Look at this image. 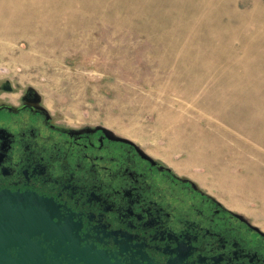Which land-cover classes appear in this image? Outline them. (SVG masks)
Returning a JSON list of instances; mask_svg holds the SVG:
<instances>
[{
	"label": "rangeland",
	"instance_id": "1",
	"mask_svg": "<svg viewBox=\"0 0 264 264\" xmlns=\"http://www.w3.org/2000/svg\"><path fill=\"white\" fill-rule=\"evenodd\" d=\"M9 1L0 78L35 88L56 123L136 143L264 229V0Z\"/></svg>",
	"mask_w": 264,
	"mask_h": 264
},
{
	"label": "flooded vegetation",
	"instance_id": "2",
	"mask_svg": "<svg viewBox=\"0 0 264 264\" xmlns=\"http://www.w3.org/2000/svg\"><path fill=\"white\" fill-rule=\"evenodd\" d=\"M53 120L39 93L0 78V192L52 199L68 243L112 264H264V229L193 179L103 128Z\"/></svg>",
	"mask_w": 264,
	"mask_h": 264
},
{
	"label": "water",
	"instance_id": "3",
	"mask_svg": "<svg viewBox=\"0 0 264 264\" xmlns=\"http://www.w3.org/2000/svg\"><path fill=\"white\" fill-rule=\"evenodd\" d=\"M62 219L50 198L34 192H0V264H63L62 253L70 254L68 264H112L101 251L91 255L87 248L68 243L74 238L66 236ZM43 241L49 242L47 247ZM46 248L54 252V258L48 259Z\"/></svg>",
	"mask_w": 264,
	"mask_h": 264
},
{
	"label": "bare ground",
	"instance_id": "4",
	"mask_svg": "<svg viewBox=\"0 0 264 264\" xmlns=\"http://www.w3.org/2000/svg\"><path fill=\"white\" fill-rule=\"evenodd\" d=\"M14 1H15V0H14ZM23 1H24V0H23ZM29 1H30V3L33 4V5H42V4L46 5V4H47V5L49 6V5L53 4V3L50 4L49 2H46L47 0H29ZM54 1H55V0H54ZM10 2H12V0L9 1V2H7V3H10ZM16 2H17V0L15 1V3H16ZM19 2H20V0H19ZM25 2H26V1H25ZM25 2H22V3H25ZM41 2H43V3H41ZM45 2H46V3H45ZM1 3H2V0H1ZM20 3H21V2H20ZM20 3H19V6L21 5ZM2 4H3V3H2ZM7 5H9V4H7ZM12 5H13V4H12ZM14 5H15V4H14ZM2 6H3V5H2ZM2 6H0V8H1ZM56 6H57V5H56ZM68 6H69V8H71L70 5H68ZM13 7H14V6H13ZM15 7H17V6H15ZM21 7H22V6H21ZM54 7H55V6H54ZM9 8H11V5H10ZM19 8H20V7H19ZM1 9H2V8H1ZM1 9H0V10H1ZM11 9H12V8H11ZM47 9H48V8H47ZM2 10H4V8H3ZM14 10H15V8H14ZM11 11L13 12V9H12ZM1 13L3 14V12H1ZM51 13H52V12L50 11V15H51ZM13 14H14V13H13ZM41 14H42V13H41ZM20 15L23 16V14H21V13H20ZM70 15H71V14H70ZM2 17H3V16H2ZM4 17H5V16H4ZM4 17H3V18H4ZM41 17H42V16H41ZM53 17H54V16H53ZM53 17H50V19L53 18ZM55 17H56V15H55ZM3 18H0V20L3 19ZM11 18H12V17H11ZM56 18H57V17H56ZM53 19H54V18H53ZM70 19H73V16H70ZM20 20H21V19H20ZM23 20H24V19H23ZM23 20H22V22H23ZM31 20H32V19H31ZM4 21H5V20H4ZM8 21L10 22V20H8ZM13 21H14V20H13ZM24 22H25V21H24ZM52 23H53V22H52ZM0 24H1V22H0ZM9 24H10V23H9ZM9 24H8V25H9ZM49 24H50V23H49ZM1 25H2V24H1ZM12 25H13V24H12ZM9 26H10V25H9ZM13 27H14V26H13ZM13 27H11V28L13 29ZM8 28H9V27H8ZM0 29H1V28H0ZM26 61H27V60H26ZM29 64H30V62H29Z\"/></svg>",
	"mask_w": 264,
	"mask_h": 264
}]
</instances>
